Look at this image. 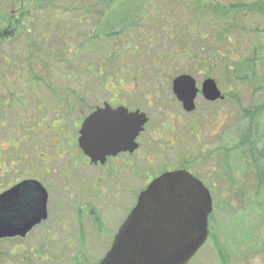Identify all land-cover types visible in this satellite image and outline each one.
<instances>
[{
    "label": "rangeland",
    "instance_id": "obj_1",
    "mask_svg": "<svg viewBox=\"0 0 264 264\" xmlns=\"http://www.w3.org/2000/svg\"><path fill=\"white\" fill-rule=\"evenodd\" d=\"M185 1L189 0H50V9H47L39 4V0H0V30L9 27L4 18H8L15 8H17L16 14L29 12L28 16L20 21L19 27L13 22L12 27L15 28L18 38L3 41L4 44L0 45V79L6 76L18 77L19 86L24 80L23 75L34 78L46 77V82L52 84V89L46 88L43 92L55 103L58 101L53 98L54 94L62 92L63 106L58 111L64 113H69L72 109V101L69 97L72 92L86 98L87 105H95L97 102L95 99H105L107 97L105 94L108 92L117 95L119 93L122 99L128 98L130 92L140 97L144 88L151 82L159 83L157 87L160 91L170 90L172 80L182 74L191 75L197 81L198 87L201 86L204 78L214 79L228 98L212 106L209 111L205 101L199 98L200 107L206 110L205 113L201 115L191 113L184 117L188 120L185 121L188 122L186 131H190L193 127L195 133L199 134V140L192 136L185 143L190 145L191 154L188 163L195 161L196 165L195 167L187 165V161L184 160L185 166L194 170L195 174L203 179L202 183L204 182L207 188L208 186L211 188L212 192L209 191L214 205L209 222L208 240L189 264H264V195L261 192L258 194V180L252 171L253 167L251 164L249 168L244 167L242 162L245 160V155L247 160L252 162L255 160L254 155L259 153L240 148L238 155L236 154L234 160L239 167L237 172L239 183L238 193L235 195L222 196L221 193L227 187L219 182L220 177L217 172H212L211 176H208L203 175L201 171L203 166L218 164V155L222 154L224 160L226 153L231 154L230 151L236 145V135L240 142L238 125L241 116L245 111L264 104V62L257 70L242 68L237 73L234 72L235 62L250 55L248 35L252 33L251 27L263 26V22L259 16L254 18L251 16L246 24L241 23L239 18L234 19V23H241L247 31L244 34L247 39L245 38L244 41L231 32L232 37L227 45L230 51L226 52L225 45L221 42L218 49H221L224 57L212 63L207 49L214 50L217 46L212 40L214 34L204 25L199 24L200 18L193 17V12L186 7ZM244 1L247 0L236 2ZM112 3H115V6L111 9ZM18 17L15 15V19ZM199 34H208L209 38L204 40L207 49L200 50L201 44L197 40ZM44 49L51 50V57L42 54L43 57L39 58L55 63L58 72L55 67L45 72L29 68L36 54ZM6 60H15L16 65L5 66ZM246 73L253 76V81L237 78ZM153 78L156 79L152 80ZM119 79L123 82V90L119 89L122 86L120 82L118 83ZM135 79L138 82L142 81L143 85L135 86ZM151 92L150 90L149 94ZM0 93L4 91L0 90ZM6 94L5 92L0 96L4 97ZM160 95L161 100H155L156 106L147 109L152 119L155 118V108H160V101L165 104L170 101L167 92L166 96L161 93ZM152 96L156 99L155 94ZM23 108L25 107L20 104H14L12 110L0 111V121L7 119L8 123L13 125L12 120H20L12 130L9 127L8 129L0 127V144L5 147V150H2L3 147L0 146V164L5 163L7 168L9 161H4L3 155L8 152L16 159V156L24 151L22 146L17 150L10 149L12 140L22 135L20 127L26 119ZM81 108L82 106L77 107L78 110ZM47 112L39 113L40 118ZM180 113L183 115L181 110ZM30 118H34L31 120L34 122L39 117L32 113ZM47 118L50 120L53 117L49 115ZM262 118L261 121L264 122V115ZM192 120L198 126L197 129L191 123ZM220 122L222 128L218 137L207 138V142L213 140L211 142L218 144L220 148L223 147V152L219 153L217 149L208 157L210 150L217 146L205 142L203 134L207 135V133L204 130H214L213 126L219 125ZM47 134L49 135L41 129L37 133H32L36 138L33 145L41 144V147L37 151L31 150V154L28 155L31 160L30 165L26 161L18 160L20 164L13 170L9 167L8 169H11L9 171L0 165L1 190L7 188L10 178L22 179L27 175L40 178L50 190L48 205L50 215L46 223L33 230L25 240H0V264H60L57 261L58 255L65 250L59 243V239L64 237L59 225L63 223L72 227V230L80 222L91 226L94 217L89 216V213H78L76 208L87 205H95L106 222L111 221L110 229L100 227L98 235H93V230L90 229L88 230L90 235L86 233L84 240L80 241V249L83 251V247L86 248V257L89 259L84 261L81 258L82 261L77 263L96 264L95 258L102 257L105 250L109 251L116 230L136 203L137 196L110 197L107 201L103 198L104 193L101 192L99 201L95 198L99 192L94 190L92 181L87 178L88 167L82 164L73 166L75 170L78 167L85 169L83 173H74L72 182L75 185L70 184V181H64L63 184L61 174L64 172V164L58 165L54 160L57 153L48 140L52 138ZM178 142L182 145L180 140ZM210 146L213 148L210 149ZM31 147L33 148L32 145ZM45 147H47V159L53 157L50 162L47 160L46 164L41 159L44 157L42 152ZM182 154L181 152L179 155L180 162L183 161ZM159 156L154 169L156 166H162L160 163L162 159H159ZM198 156L200 159L195 160ZM256 156L260 159L258 155ZM202 157L204 159H201ZM227 159L229 160L230 156ZM61 162H64L63 158ZM177 162L178 158L172 161L174 164ZM144 183L143 180L142 184ZM137 192L139 193L138 189ZM107 211L109 213L103 215ZM69 230L70 228L67 231ZM96 238L102 242L93 243ZM50 256L56 261L50 260Z\"/></svg>",
    "mask_w": 264,
    "mask_h": 264
},
{
    "label": "flooded vegetation",
    "instance_id": "obj_2",
    "mask_svg": "<svg viewBox=\"0 0 264 264\" xmlns=\"http://www.w3.org/2000/svg\"><path fill=\"white\" fill-rule=\"evenodd\" d=\"M17 12L13 11L10 14V17L8 16V21H10L8 24L9 27H5L7 29L0 30V45L4 44L3 41H8L13 38H18L15 34V28L12 27L13 22L14 24L19 27V18L21 14H16ZM15 15H18V19H15ZM12 16V17H11ZM14 17V19H12ZM49 47V46H48ZM51 50L44 49L41 50L40 53H37L36 56L40 57H51ZM42 56V57H43ZM5 66H8L11 64L12 66L16 65L15 60H6L4 62ZM55 63H52L50 60H43V58H39L38 60H32L29 64V68H32L34 71L41 70L42 72H45L47 69H53L55 67L56 71L58 72L57 65ZM24 80L21 81V84L18 86V80L20 78L18 77H5L0 79V90L1 92H6V96L1 97L0 96V111H10L13 109L14 104H20V106H24V113H25V122L20 127L22 130V135L19 136V138H16V140H12V145L10 144V149L17 150L22 146L24 149L23 153L18 154L16 156V159L14 158L13 154H4L3 159L4 161L8 162V166L13 170V168H16L20 164L18 160L26 161L27 164L30 165V158L28 157L29 154H31V150H38L39 147H41V144L35 146L33 145V142L36 141V138L32 135V133H37L40 129L43 132L49 133L48 136L52 138V140L49 138L50 142L54 146V150L57 153V156L54 160L57 161L58 165L64 164V172H62V178L63 184L64 181H70V184H73L72 177L74 176V173L77 172L80 174V172L83 173L85 171L84 167L80 168L78 167L77 170L73 168L74 165H85L88 167L89 174L87 175V178L89 181H92V187L94 190L96 189L97 195L95 198L97 199L99 197V194L101 192L104 193L103 198L108 201L110 197H123L125 195H131V196H137L136 197V203L138 200L139 195L142 193L144 188L146 189L148 185L157 177L160 175L171 172V171H177V170H186L189 173H191L193 176L199 178L201 181H203L202 178L197 176L194 170L188 168L185 166L184 160L187 161V165H192L195 167L196 163L193 161L191 164L188 163V159L190 158V145H185L188 139L193 136L194 139L199 140V134L195 133L194 128L189 131H186V123L185 116H189L191 113H198L201 115V113H205V109H202L199 104V98H202L203 101H205L206 105L208 107V110H211L210 108L213 106H216L222 101H225L228 97L223 91L222 88H220L219 84L217 83L218 88L220 89L223 98L211 101L208 100L202 91L203 83L206 81V79L210 77L204 78V80L201 83V86L198 87L197 81H196V87L198 88V93L196 95V98L194 100L195 103V109L193 111H188L181 100L178 99L177 95L174 93L173 89V82L171 83L170 90H164L160 91L158 89L159 83L151 82L148 84V87L144 88V92L140 94V97L133 94V92L129 93V97L122 99L120 98V94H112L108 92V94H105L107 97L105 99H95L97 102L95 105H87L85 103L86 98L80 97L81 95L72 92L70 94V99L72 101V109L68 112H59V108H62L63 106V99H62V92L55 93L53 97L58 102H52V100L47 98V95L43 90L45 91L47 89H52V84L50 82H46V77H32L26 75H23ZM29 78V79H27ZM51 78V77H49ZM56 77H54L55 79ZM156 78H153L152 80H155ZM27 80V81H26ZM133 81V79H132ZM121 83L122 86L119 88L120 90H123V82L121 79L118 80V83ZM148 82V81H147ZM135 86H142V81L138 82L137 79L134 80ZM118 89V85H116ZM231 87H233L231 85ZM106 88V87H105ZM232 89V88H231ZM150 90L152 91L151 94H149ZM61 91V89L59 90ZM167 95L170 98V101L165 104L164 102L160 101V108H155V118L152 119L151 115L147 111L148 108H152L156 106L155 100H161V95L166 96ZM4 93H0L4 94ZM57 94V96H56ZM156 96V99L153 98L152 95ZM88 96V93L86 94ZM144 98V101H143ZM16 102V103H14ZM46 102V105H45ZM162 104V105H161ZM82 106L81 109H77V107ZM171 106H174L172 108ZM49 110V112H47ZM99 110H105L102 115L96 116L91 124V127L93 128L92 134L90 136V142L89 145L91 147H100L103 148L105 146H101L99 144L100 141L96 140V137L103 136L102 132L106 135H108L106 128L110 123H114L115 125L119 124H127L129 126V134L125 137V141L122 144V149L120 151H116L113 153H110V151L102 156L100 152L96 153L94 156H88L82 149L81 140L83 137L82 129L84 127V123L86 120L92 116L93 114L100 112ZM157 110V112H156ZM180 110L183 112L180 113ZM41 112H47V114H43L44 116L40 118L39 113ZM33 113L34 116H37L39 118H36L37 120L32 122L31 120L34 118H30V115ZM37 113V114H36ZM64 113V114H63ZM111 113H114L113 116ZM142 114L145 115V118L147 119L145 125L142 127V130L137 132V121L139 120V116ZM49 115H51L53 118L49 120ZM197 115V116H199ZM196 116V117H197ZM69 117H72L71 119ZM142 120V119H141ZM20 121H14L12 120L11 123L13 125H10L8 123V120H1L0 121V127L2 129H8L12 130L16 123ZM193 121V120H192ZM191 123L194 124V121ZM23 122V121H22ZM49 122V124H48ZM191 124V125H192ZM103 127L105 130L100 131L99 128ZM195 128L197 129L198 126L195 125ZM214 130H207L204 132L207 133V135L203 134L205 138V142L210 145H214L217 147L210 146L209 148H213L210 150V152L207 154L208 157H210L217 149V152L222 153L223 147L220 148L218 144L211 142L213 140H208L207 138H213L218 137L219 130L222 128V123L220 122L219 125L213 126ZM192 134V135H191ZM236 135V132H235ZM178 140L182 142V145L179 144ZM110 144V140L107 141ZM239 141L236 135V145L233 150L230 151V155L226 153L224 155V160H222V154L218 155L217 161L218 164L210 165V166H203L201 167V171L203 172V175L211 176L212 172H217L218 176L220 177L219 182L221 184H225L227 187L224 189L222 196H230L235 195L238 193V164L237 161L235 162L236 154L238 155L239 152ZM33 146V148L31 147ZM221 145V144H220ZM1 147L2 144H0ZM201 146V144H200ZM0 147V149H1ZM5 147L2 148V150ZM107 148V147H106ZM47 147L44 148V152H42L44 157H41L44 164H46L47 160L50 162V159L53 157H50L47 159ZM58 150V152H57ZM182 154L183 161L180 162L179 155ZM35 154V153H34ZM13 158H12V156ZM160 155V156H159ZM160 157L159 159H162L160 163H162V166L157 167L154 169V164L157 160V157ZM206 156V157H207ZM230 156V159L228 160L227 157ZM61 158L64 159V162H61ZM178 158L177 164L172 163L173 159ZM29 159V160H28ZM200 159V156H198L195 160ZM201 159H204L202 157ZM82 162V163H81ZM1 163V162H0ZM3 167H6V164L4 165L0 164ZM217 167V168H216ZM11 169H8L11 170ZM92 171V172H91ZM194 171V172H193ZM231 171L233 173L231 174ZM12 172V171H10ZM9 176V173H7ZM204 177V176H203ZM143 180L145 181L144 185ZM11 181V182H10ZM34 182H39L45 189L48 194V202H47V219L50 215L49 210V198H50V190L49 188L44 185L40 178H35L34 176L27 175L24 178H10L7 188L0 189V196L3 195L5 192H8L12 190L13 188L24 184L25 189L24 193L20 197L25 198H34L40 194L37 191L36 185ZM140 182V185H138ZM204 183V182H203ZM205 184V183H204ZM138 185V187H137ZM206 185V184H205ZM28 186V187H27ZM207 186V185H206ZM209 190L212 192L211 188L208 186ZM139 190V193L137 191ZM2 198V196L0 197ZM11 199L8 200L10 202ZM100 201L101 198H98ZM11 202H13V207L11 209L13 211H17V208L15 206L21 204V198L15 199L12 198ZM135 203V204H136ZM132 206L130 210L128 211L127 215L125 216V219L122 221L119 228L116 230L114 237L112 238V243L116 237V235L119 232V229L123 225V223L126 221L127 217L135 207ZM77 212H83V213H89V216L92 215L94 217V221L91 223V226H89L88 223H79V225L76 227H68L65 226L63 223H60L59 227L62 228V234L63 238L59 239V243L62 246V248L65 250V252H61L60 255H58L57 261L63 264H69V261L71 264H78L79 261H87L86 257V248L83 247V251L80 249V244L83 238L86 237V233L90 235L88 230H93V235H98L100 233L101 228L110 229V222L107 223L106 220L103 218L102 215L99 214V211L96 210L95 205H87V206H76ZM213 211H214V205H213ZM107 211L104 214H108ZM213 214V213H212ZM212 214L210 215V218L212 217ZM22 215H13L11 214L8 219H11L12 223L18 224V221L20 222L22 220ZM46 220L42 221L39 225L35 226L26 236H15L10 238H3L4 239H18V240H25L33 230L37 229L42 224L46 223ZM70 228L69 232L67 231ZM73 235V236H72ZM80 235L79 237H77ZM98 237V236H96ZM81 238V239H80ZM94 238V237H93ZM94 239L93 243H101L100 240L98 241ZM100 239V236H99ZM52 240V239H51ZM112 243L110 244L112 246ZM89 245V244H88ZM111 248V247H110ZM109 249V248H108ZM71 250V252H70ZM63 251V250H61ZM108 250H105V254L101 257H96V264H100L102 259L107 254ZM69 253V254H68ZM89 255V254H88ZM82 258V260H80ZM50 260L56 261L54 257L50 256Z\"/></svg>",
    "mask_w": 264,
    "mask_h": 264
},
{
    "label": "water",
    "instance_id": "obj_3",
    "mask_svg": "<svg viewBox=\"0 0 264 264\" xmlns=\"http://www.w3.org/2000/svg\"><path fill=\"white\" fill-rule=\"evenodd\" d=\"M173 89L184 107L193 111L198 93L196 80L188 74L179 75L174 79ZM202 91L208 100L223 98L212 78L206 79ZM99 111L86 120L82 129V149L91 157L100 151L102 156L109 151H120L129 134L127 124L115 125L111 122L106 128L108 135L102 132L103 136L96 137L99 144L105 147H91L92 121L105 112ZM111 114L113 116L114 113ZM146 121L144 114L139 116L137 132L142 130ZM99 130L105 129L101 127ZM24 184L1 195L0 239L24 237L47 219L46 189L39 182H34L40 194L28 199L20 197L26 190ZM12 198H21V204L15 206L17 211L11 209L14 206ZM212 212L213 198L200 180L185 170L166 172L154 179L139 195L136 206L119 229L100 264H189L208 240L209 217ZM11 214H21L23 218L14 224L8 219Z\"/></svg>",
    "mask_w": 264,
    "mask_h": 264
},
{
    "label": "trees",
    "instance_id": "obj_4",
    "mask_svg": "<svg viewBox=\"0 0 264 264\" xmlns=\"http://www.w3.org/2000/svg\"><path fill=\"white\" fill-rule=\"evenodd\" d=\"M236 1L237 0H189L185 1V4L187 8L192 10L194 18H200L199 24H201V26L204 25V27L208 28L211 33L214 34L212 35V40L217 45L214 50L207 49L205 46L206 42L204 40L209 38L208 34H199L197 38L198 42L201 44L200 50H204L205 48L208 50L212 58V63L224 57L221 49H218L221 42L225 45V51H230V47L227 45L230 43V38L232 37L231 32L246 41V36L244 34L247 31L242 27L241 23L246 24L251 16L253 18L258 16L261 17L263 26L255 25L251 27L252 33L248 35L250 55L247 57L244 56L243 59L235 62L234 72L237 73V71L242 68L257 70L261 63L264 62V0H247L241 3H237ZM39 4L50 9V0H39ZM112 4L113 6L111 9L115 6V3ZM16 9L17 8L14 10L17 12ZM22 10L24 11V9ZM28 13L29 12H20L19 24L26 15L28 16ZM8 16L10 17V14ZM236 18H239V21H241L240 24L238 21V23H234V19ZM4 20L7 21V23L10 22L8 18H4ZM34 59L38 60L39 57L36 56ZM196 61L198 62V60ZM237 78L253 81V76H250L248 73ZM263 115L264 104L253 110L245 111L240 118L238 126L240 133L239 149L242 148L248 152L249 150H253L259 153L254 155L255 160L252 162L248 161L245 155V160L242 162L244 167L247 166L248 168L251 164L253 167L252 171L258 180V194L261 192L264 195V122L261 121ZM247 119H249L248 122ZM245 121L247 123H245ZM256 155H258L260 159H258Z\"/></svg>",
    "mask_w": 264,
    "mask_h": 264
}]
</instances>
